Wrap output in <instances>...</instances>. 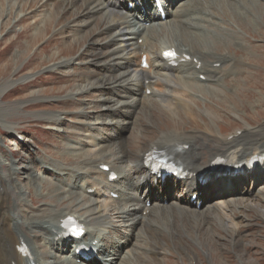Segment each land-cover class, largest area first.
Returning <instances> with one entry per match:
<instances>
[{"label": "bare ground", "instance_id": "bare-ground-1", "mask_svg": "<svg viewBox=\"0 0 264 264\" xmlns=\"http://www.w3.org/2000/svg\"><path fill=\"white\" fill-rule=\"evenodd\" d=\"M11 1L18 7L23 4V0ZM81 1L80 15L69 17L65 25L79 41L74 49L77 51L53 69L69 67V71H75V90L69 95V104H75V99L90 98L93 111L86 112L83 105L78 104L75 113L85 129V135H81L84 141H79L76 151L79 160L69 169H62L60 162L52 168L61 172L60 182L65 178L72 180L65 188L56 185L53 191H62L63 195L66 193L75 199L77 205L83 204V213L80 214L75 205L57 208V204L50 201L40 202L36 209L28 208L34 204L29 187L37 189L36 196L45 197L40 194L44 178L30 165L18 168L13 155L6 161L1 151L0 264H95L92 258L85 262L76 257L75 249L80 245L94 250L103 264H116L119 260L124 264H151L144 254L159 260L164 252L195 259L183 238L198 248L205 242L199 239L197 231L213 228L227 233V239L234 246L240 231L249 228L251 223L243 212L240 216L232 213L239 206H231L234 202L221 200L223 194L217 193L210 195V202L203 208L194 206L192 211L186 206V196H175L177 201L163 207L161 201L167 195L168 180L162 185L158 178L151 176L144 169L143 159L153 148L163 150L188 173L180 182L170 183L187 196L195 193L200 197L204 189L209 191L217 184L216 180L229 183L235 179L232 178L234 168L245 164L250 157L264 156V114L259 109L264 107L262 98L249 104L250 109L256 110V116L248 117L250 122L247 123L257 127H237L229 138L215 132L219 121L212 114L197 109L196 101V98H205L215 102L212 97H220L215 103L222 105L221 99L225 97L235 104L230 93L233 90L238 98L248 101L255 97L252 89L263 96L264 75L254 66L264 63V47L242 38L231 23L223 21L231 16L230 21L247 34L248 27L234 14L220 12L219 0H162L171 8H164L163 20L147 5L142 14L136 7L127 9L128 2L142 0ZM233 1L237 2L234 7L245 15L244 0ZM251 37L255 41L262 38ZM167 49H174L179 56L180 63L175 68L169 67L168 60L161 56ZM143 57L147 67L141 65ZM1 89L0 95L7 87ZM151 110L166 117L169 127L154 126L151 139H147L146 134L138 135L130 144L124 139V125L137 123L139 113L147 119L150 113L143 112ZM179 124L185 125L179 127ZM69 153H75L72 147ZM216 158H222L224 165L212 170L211 163ZM261 164L264 165L260 163L252 173L243 170L244 178L235 179L236 184L231 183V187L241 186L243 179L249 176L252 183ZM43 166L49 165L43 163ZM102 166L109 171L101 170ZM20 171H24V182L18 179ZM111 173L117 175L113 182L109 181ZM211 177L215 181L202 187ZM92 189L95 192L90 195ZM114 194L117 200L111 198ZM12 197H16V202L11 201ZM245 200V205L239 209L252 210L258 218L264 219V189ZM147 201H150L149 208H146ZM174 214L180 221H176ZM66 217H75L86 230L81 241H73L75 248L71 252L69 239L61 233ZM207 218H214L215 222L218 219L220 223L207 226ZM104 232L106 235L102 234ZM107 236L115 237L116 241H109ZM206 236V242H214L213 236ZM135 240L141 245H136ZM21 247L27 249L26 255L18 252ZM42 248L46 249L45 253ZM105 257L112 259L105 260ZM165 262L170 264L167 259Z\"/></svg>", "mask_w": 264, "mask_h": 264}, {"label": "rangeland", "instance_id": "rangeland-1", "mask_svg": "<svg viewBox=\"0 0 264 264\" xmlns=\"http://www.w3.org/2000/svg\"><path fill=\"white\" fill-rule=\"evenodd\" d=\"M9 1L0 0V89L2 86L7 87L5 92L0 95V152H3L6 161L10 160V156L13 155L18 168H26L30 165L37 175L44 178L40 194L45 197L36 196L37 189L29 187V196L33 199L34 204L29 205L28 208L36 209L40 202L50 201L57 204V208H71V205H75V209L82 214L81 205L83 204L77 205L75 199L69 198L66 193L63 195L62 191H53L56 185L65 188L66 183H71L72 180L65 178L63 183L60 182L61 172L52 168V165L60 162L62 169H69L79 160V157H76V151L79 141L81 143L84 141L81 135H85L83 134L85 129L79 124L80 117L76 118L75 113L79 108L78 104H82L86 112L93 111L89 104L91 103L90 98L80 99L81 101L73 100L77 106L69 104V95L72 90H75V71H69V67L63 70L53 69L64 59L71 58L77 51L74 49L79 41L72 37L69 26L66 28L65 25L69 23V17L80 15L83 8L82 1L56 0L51 2L52 0H47L46 2L49 3H45L42 0H23L21 7L15 6L12 1ZM219 1L218 7L222 8L220 12L234 14L241 23L248 27L247 34L230 21L231 16L223 21L231 23L233 30L242 38L251 40L254 45L264 47V1L244 0L247 8L245 15L238 7H234L237 6V2L233 0ZM220 12H217L218 16H220ZM253 35L262 38L255 41L251 37ZM79 47H81V43ZM51 68L52 70H49ZM254 68L259 71L260 75H264V63L255 65ZM57 78L61 81L58 82ZM257 80L262 81L260 78ZM224 90L226 91V89ZM226 92L229 93V91ZM230 93L235 104L223 97L221 99L223 104L217 105L215 102L220 101V97H212L209 94L207 96L212 97L215 102L205 98H196L199 105L197 109L212 114L219 121L216 122L215 132L228 138L237 127L244 125L257 127L256 124L247 123L250 122L248 117L256 116V110L250 109L249 104L256 101L257 98L264 100V95L261 96L257 90L253 89L251 93L255 97L252 98V101L238 98L234 90ZM198 94L202 96L203 93ZM239 106L244 108L246 113ZM259 109L264 114V107ZM147 112L150 113L147 119H143L139 113L137 123L129 122L124 125L126 127L124 139L129 140L130 144L134 139H137L138 135L140 137L146 134V138L151 139L154 126L157 128L169 127V120L161 116V113H156V110L143 113ZM185 124H179V127H183ZM225 124L231 126H225ZM220 128H223V133L220 132ZM69 147H72L75 153L70 154ZM43 163H47L49 166L44 167ZM3 170H6L5 166H3ZM23 172L20 171L18 175V179L22 182L25 179ZM254 176L252 183L249 181L251 177L249 176L243 179L241 186L233 185L232 188H225L217 183L209 191L204 189L201 199L198 196L200 203L197 208H201V205L203 208L207 202H210V195L217 193L223 194L221 200L234 202L231 206H244L246 198L257 196L264 189V166H261ZM167 188V195L161 201L163 207H169L173 201H177L175 196L185 197L184 192L176 189L174 185L169 183ZM80 192L82 193V191ZM10 194L12 195L11 191ZM13 200L16 202V197H12L11 201L13 202ZM185 201L188 202L187 205L185 204L188 206V210L192 211L195 200H189L186 194ZM149 205L150 203H147L146 208ZM239 207L235 208L232 213L240 216L243 212L251 220V223L249 228L240 231L237 237L238 242L234 246L227 239V233L213 228L208 231H197L199 239L203 243L205 242L201 247L197 248L183 238L186 245L193 250L192 254L195 259L184 258L175 252L161 253L163 257L159 260H153L148 254H144L143 257L147 258L151 264H166L165 259L170 261V264H264V219L258 218L252 210L244 208L240 210ZM174 216L176 221H180L177 214ZM205 223L207 226H212L219 225L220 222L218 219L215 222L214 218L212 220L207 218ZM176 225L177 228L180 227L177 222ZM184 230L186 231L185 227ZM102 234L106 235L105 232ZM207 234L214 237L213 243L206 242ZM107 237L109 241H116L113 236ZM135 244L141 245L137 244L136 240ZM72 249L70 247L69 252ZM45 250V248L41 249L43 253L46 252ZM107 259H112V257H105V260ZM115 263L124 264L121 260ZM95 264H103V260L99 258Z\"/></svg>", "mask_w": 264, "mask_h": 264}, {"label": "snow or ice", "instance_id": "snow-or-ice-1", "mask_svg": "<svg viewBox=\"0 0 264 264\" xmlns=\"http://www.w3.org/2000/svg\"><path fill=\"white\" fill-rule=\"evenodd\" d=\"M166 55H174V54H172V53H169V54H166Z\"/></svg>", "mask_w": 264, "mask_h": 264}]
</instances>
